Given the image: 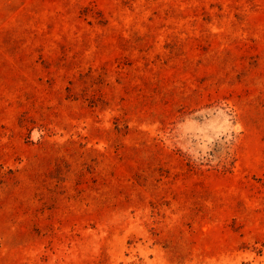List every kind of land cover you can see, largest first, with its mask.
Here are the masks:
<instances>
[{
	"label": "rangeland",
	"instance_id": "374dc122",
	"mask_svg": "<svg viewBox=\"0 0 264 264\" xmlns=\"http://www.w3.org/2000/svg\"><path fill=\"white\" fill-rule=\"evenodd\" d=\"M0 264H264V0H0Z\"/></svg>",
	"mask_w": 264,
	"mask_h": 264
}]
</instances>
